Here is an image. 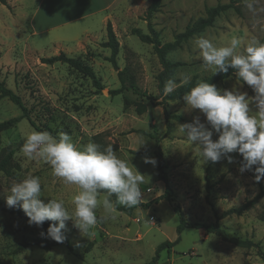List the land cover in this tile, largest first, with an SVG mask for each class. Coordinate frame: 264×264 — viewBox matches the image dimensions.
Listing matches in <instances>:
<instances>
[{
	"label": "rangeland",
	"instance_id": "obj_1",
	"mask_svg": "<svg viewBox=\"0 0 264 264\" xmlns=\"http://www.w3.org/2000/svg\"><path fill=\"white\" fill-rule=\"evenodd\" d=\"M0 2V80L21 96L29 115L39 127L47 125L59 132H67L78 145L94 142L101 147L113 146L117 156L130 160L144 176L141 185L142 201L153 200L159 195L166 198L145 208L137 206L131 212L119 210L106 213L102 206L96 210L98 224L88 235L81 234L66 222L64 243L49 249L28 245L18 249L26 239L43 238L41 232L48 227L29 225L25 219L0 210V263L1 264H143L155 254L157 246L178 237L179 219L173 207L178 206L188 221L215 223L224 227L231 236L253 241L249 247L238 246L207 233L201 228L187 227L179 234V241L169 249L160 251L155 264H264V196L242 215L221 217L230 207L251 200L262 189L264 179L256 183L252 171L240 173L242 157L231 153L233 162L222 158L219 162L202 163L194 147L181 137L178 124L190 123L194 118L205 122L198 109L186 110L182 99L169 101L168 112L179 114L184 120L171 118L168 128L162 100L151 102L132 90L113 95L109 90L121 86L117 69L108 60L110 49L101 45L106 41V22L101 17L107 11H98L89 17L70 24L59 25L53 30L31 34L30 17L39 0H6ZM49 0L39 10L36 26L43 28L58 24L76 14L97 10L113 0H52L65 4L73 13L61 17L45 11ZM122 1V0H121ZM111 12L110 21L119 41L116 56L118 68L125 69L130 79L142 90L157 95V75L162 69L157 54L150 43L142 42L132 28L148 33L145 10L151 0H123ZM230 0H162L160 9L151 17L152 27L158 31L161 42L170 41L186 25L205 15L209 6ZM241 8L238 14L228 10L216 18L214 24L192 36L176 50L168 53L172 61L185 64L178 67L171 80L176 85L184 77L201 78L212 74L201 66L193 54L194 41L203 36L216 46H226L236 36L246 46L250 39L264 42V0H257L256 11L250 12L243 0H236ZM118 5V8H117ZM87 28L86 32L79 31ZM81 32L77 39L51 40L53 34ZM53 39V38H52ZM65 52L90 64L104 85L97 90L91 79L64 62L48 64L42 57ZM220 89L239 90L254 95L251 88L239 85L235 75L216 84ZM140 104L144 107L140 108ZM251 107V106H250ZM22 110L7 97L0 98V160L11 148L33 130L39 131L25 117ZM214 133L212 139L216 140ZM160 148L168 185L161 179L156 166L144 163L143 158H154ZM158 163V162H157ZM37 176L41 181L42 196L63 199L72 211L70 200L78 191L66 186L51 174L48 165L39 160H28L18 148L4 170H0V200L5 201L10 186L27 176ZM169 198V199H167ZM115 202V197H112ZM117 206H120L117 204Z\"/></svg>",
	"mask_w": 264,
	"mask_h": 264
},
{
	"label": "clouds",
	"instance_id": "obj_2",
	"mask_svg": "<svg viewBox=\"0 0 264 264\" xmlns=\"http://www.w3.org/2000/svg\"><path fill=\"white\" fill-rule=\"evenodd\" d=\"M243 3L250 12L256 11L257 0ZM193 54L212 75L233 69L239 85L246 84L254 95L199 82L183 94L182 100L186 110L198 109L206 123L194 118L190 123L178 124V133L188 144L195 145L202 163H216L222 158L232 163L230 154H239L242 164L238 171L242 174L255 166L253 179L259 183L264 179V42L252 38L242 46L241 39L233 36L226 46L218 47L201 36L194 41ZM190 79L185 76L184 82ZM176 87L175 81L168 80L163 95L172 93ZM214 133L218 136L216 140L212 139ZM20 154L48 165L54 177L78 190L70 200L73 206L70 212L63 199H48L46 203L40 199L41 181L37 176H27L8 189L6 206H18L30 226L42 227L45 221L53 222L40 235L57 243L66 239L67 221L86 236L98 224V207L111 213L117 204L131 208L142 201L144 176L129 159L119 158L111 145L102 148L88 142L78 146L67 132L53 136L33 130L26 136ZM143 160L153 166L157 164L154 158Z\"/></svg>",
	"mask_w": 264,
	"mask_h": 264
},
{
	"label": "trees",
	"instance_id": "obj_3",
	"mask_svg": "<svg viewBox=\"0 0 264 264\" xmlns=\"http://www.w3.org/2000/svg\"><path fill=\"white\" fill-rule=\"evenodd\" d=\"M0 2L2 4H6V5L8 4L6 0H0ZM161 4H162V0H151L150 4L148 5L147 9L145 10L144 16H145V19L147 20V25L149 28L148 33L143 32L138 27H134L131 30V33L135 34L142 42L150 43L153 45V49H154L155 53L157 54L159 61L161 63L162 69L159 71V73L157 75L158 90H159V93L157 95L150 94L146 90H142L141 88H139L130 79V77L126 73L125 69L120 70L118 68L116 56L119 52V41L116 37V34L113 30V26H112V23L110 20H108L106 22L107 39H106V41H103L101 43V45L105 48L110 49V56L108 57V60L117 69L118 77H119L120 82H121V86L119 88L109 90V93L116 95V94L121 93L125 89L132 90L133 92H135L138 95L147 97L151 102H154V103H156L157 102L156 100L158 99V97L161 96L162 100L157 102V103L162 104V106H163L164 112L166 114L167 125L169 128V127H171V121H170L171 118H174L177 120H184L181 115L171 114L168 112L167 103L169 101L182 99L183 94H185L190 88L194 87L199 82L203 81V82H208V83L216 85L217 83L223 81L225 78L234 75V70L229 68L228 73H217L215 75L211 74L208 76L201 77L199 79L198 78H192V79H190V81L188 83L184 82V83L177 85L176 89L172 93L168 94L167 96H164L163 95V89H164L166 82L168 80H171V76L174 74L175 70L178 67L185 64L182 61L170 60L167 57L168 53H170V52L176 50L177 48L181 47L183 45V43L187 42L192 36H194L198 33H201L206 28L212 26L214 24V21L216 20V18L218 16H220L222 13H225L226 11L232 9L235 12H237L238 14H240L241 8L238 4H236V0H230L227 3L209 6L206 8L204 16H200L197 19L189 22L183 31L178 32L174 35V38L172 40L166 41V42H161V40L159 39L158 31L152 27L151 20H150L153 13L157 12L160 9ZM41 61L48 63V64H53L55 62H64V63L68 64L70 67H72V68L78 70L79 72H81L82 74L88 76L91 79L93 86L97 90L103 91V89H104V85L102 84L101 79L97 76L93 67L78 57L69 56L65 52L61 51L59 54H56V55H52L49 57H42ZM2 97H7L9 100H11L13 103H15L18 107H20V109L22 110L21 117H25L39 131H41V132L46 131V132H49L50 134H54V130L47 125H43V127L37 126L35 124V122L33 121V119L31 118V116L29 115V111H28L27 107L25 106L21 96L18 95L13 89L9 88L3 80H0V98H2ZM139 106H140V108L144 107L143 104H140ZM6 125H7V122H2V123H0V128L3 126H6ZM24 140L25 139L20 141L16 148H11L7 151V153L4 154V156L0 160V170H4L6 168V165L8 164L10 159L12 158L15 151L18 148L22 147ZM155 154H156V159L158 162L157 163L158 172L160 174L161 179L164 181V183L166 184V187H167L168 177H167L166 172L163 169L164 162H163L162 153H161V150L159 147L156 149ZM263 196H264V189H262L257 195H255V197L253 199L247 200V201L243 202L242 204H240L239 206H233V207L225 209L221 213V217L230 216V215H242L244 212L251 209L259 201V199L262 198ZM162 198H166V196L165 195H159L156 198H154L153 200L146 201V202H140V204L137 206H142V207L147 208L153 202H158ZM167 199H169V198H167ZM137 206L128 208V207H124L122 205H120V206L116 205V207L119 210H123L126 212H131ZM173 209L176 212V214L178 215V219H179L178 225L176 227L178 237L173 241L166 240V241L161 242L157 246L155 254L151 257V259L144 262L143 264H155L159 260L160 251H162L165 248L169 249L174 244H176L180 239L179 234L182 232V230L184 228H187V227L204 229L207 233H213V234L217 235L219 238H221L225 241L231 242L233 244H236L238 246L249 247V246L254 244L253 241H251L249 239H242V238H239L236 236L229 235L227 233L226 229L224 227L220 226L217 222H215V223H204V222H197V221L196 222L188 221L187 219H185V217L183 216V214H182V212L178 206H174ZM0 210H3L5 212H8V213H11L14 215H17L18 217L25 219L26 221L28 219L25 216L24 212L18 206L15 208H8L6 206L5 201H2V200H0ZM263 219H264V217H263ZM50 223H53V222L45 221L43 226L48 227ZM63 243L66 244L67 246H69V243L66 239ZM57 244H60V243H57L56 241L43 239V238H33V239H26L23 243H21L18 246V249L24 248L28 245H37L41 248L49 249L52 246H55Z\"/></svg>",
	"mask_w": 264,
	"mask_h": 264
},
{
	"label": "crops",
	"instance_id": "obj_4",
	"mask_svg": "<svg viewBox=\"0 0 264 264\" xmlns=\"http://www.w3.org/2000/svg\"><path fill=\"white\" fill-rule=\"evenodd\" d=\"M45 1L46 0H39L38 4L36 6V9L34 10L33 15L31 14V16H29L30 17V19H29L30 20V27H31L30 31H31L32 35L49 32V31L53 30V28L58 27L59 25L70 24V23H72V22H74L80 18L82 19L84 17H89V16L93 15V13L98 12V11H107L101 17V20H100L101 22L105 23L108 20H110V18H111V12H108V11L115 10L116 9L115 3L118 2V4H119L121 0H116V2H114L115 0H113L112 2L105 4L104 6L99 7L97 10H95V9L92 11L88 10V11L82 12L80 14H76V15H74V16L66 19V20L61 21L58 24H52L51 26L49 25V26H45L43 28H38L36 26L35 22H36L38 14H39V10L43 6ZM51 1L52 0L47 1L48 5L45 8V11H49L50 15L51 14L55 15V14L59 13L58 15H60L61 17H64L65 15L73 13V11L75 10V9H73L71 12V11H69L72 9L71 7H67V5L62 4V3H59L56 5V4H53V2H51ZM117 8H118V5H117ZM87 30L88 29L85 27L84 29H80L79 31L86 32ZM79 31H76L74 33L69 32L68 34H64V33L63 34H58V33L53 34L52 35L53 39L50 37V35H48V36L53 41L61 40V39L73 40V39H77L79 37V35L81 34V32H79Z\"/></svg>",
	"mask_w": 264,
	"mask_h": 264
}]
</instances>
